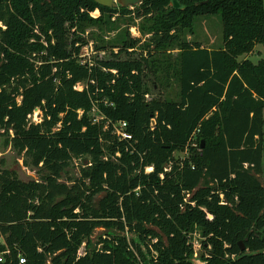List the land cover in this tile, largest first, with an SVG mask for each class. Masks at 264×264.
Here are the masks:
<instances>
[{"label":"trees","instance_id":"obj_1","mask_svg":"<svg viewBox=\"0 0 264 264\" xmlns=\"http://www.w3.org/2000/svg\"><path fill=\"white\" fill-rule=\"evenodd\" d=\"M128 13L144 42L127 29L89 59L70 40ZM213 14L223 46L181 43L180 100L147 98L155 51ZM257 45L264 0H0V135L39 176L0 167V264H196L195 233L205 264H264V58L240 59Z\"/></svg>","mask_w":264,"mask_h":264},{"label":"rangeland","instance_id":"obj_2","mask_svg":"<svg viewBox=\"0 0 264 264\" xmlns=\"http://www.w3.org/2000/svg\"><path fill=\"white\" fill-rule=\"evenodd\" d=\"M95 18L99 17L98 13H94ZM105 21L107 23H97L95 25L87 22L82 24L78 30L76 36H70V40L74 38H80L82 41L87 42L82 50L85 56L89 59H100L103 57H109L107 53L99 51L98 48H104L111 42L120 40L127 29L130 31L133 37H141L143 42L150 36L144 34L142 27H148L150 25L147 20L139 17L136 13H128L126 15H116L110 19L105 15ZM193 27L181 30L179 36L174 38L172 43L167 44L165 47L155 51L154 60L156 63L157 73H152L147 70L145 78V88L150 92L147 98L152 99L154 97H162L166 100L179 101L180 100V82H179V64L181 55V46L183 42H198L208 48H220L224 44L223 36V23L222 18L218 14L203 15L195 18ZM132 28H136L135 31ZM134 31V32H133ZM142 49L138 48L134 52V57H138ZM248 57L254 62H259L264 58V51L262 45H257L253 51L243 55L240 59ZM79 89L84 87L83 83L77 85ZM40 110L37 109L33 115V120L38 121L40 118ZM186 151L178 152L176 155L183 156ZM1 161L4 165L1 166ZM85 163V160H75L71 167L67 170L66 176L77 178L80 175L81 165ZM0 167L15 170L19 177L24 181L32 179H38V169L33 168L25 163L22 154H18L11 145H7L6 137L0 135ZM259 179L264 184V158H263V173L259 176ZM113 229L98 228L93 235V243L96 244L99 237L104 236L107 233L115 232ZM128 237H132L128 234ZM200 234L197 233L196 238L199 239ZM137 240L136 238H134ZM199 246V244H197ZM198 250V251H197ZM201 248L197 247L196 254L193 259L197 264H205L201 259Z\"/></svg>","mask_w":264,"mask_h":264},{"label":"built area","instance_id":"obj_3","mask_svg":"<svg viewBox=\"0 0 264 264\" xmlns=\"http://www.w3.org/2000/svg\"><path fill=\"white\" fill-rule=\"evenodd\" d=\"M136 28H132V30L135 31ZM133 31V32H134ZM117 134L120 138L126 139V140H131L133 135L127 130V123L123 122L121 123L118 127H117ZM152 170V167H148L147 168V172H150ZM197 233L194 234V255L196 254V249L197 247L201 248V242L200 239L196 238ZM200 238V237H199ZM197 244H199V246H197ZM198 251V250H197ZM85 254V244H83V246L80 248L79 252H78V256H83ZM3 261V257L0 256V262ZM26 260L25 258L21 257L19 260L20 264H25Z\"/></svg>","mask_w":264,"mask_h":264},{"label":"water","instance_id":"obj_4","mask_svg":"<svg viewBox=\"0 0 264 264\" xmlns=\"http://www.w3.org/2000/svg\"><path fill=\"white\" fill-rule=\"evenodd\" d=\"M99 5L108 7V8H118V7H125V8H134L135 6L142 4L145 0H94ZM204 147V144H203ZM245 248L242 247V250ZM196 263V261L193 259ZM197 264V263H196Z\"/></svg>","mask_w":264,"mask_h":264}]
</instances>
